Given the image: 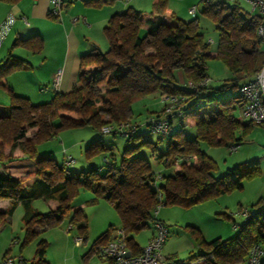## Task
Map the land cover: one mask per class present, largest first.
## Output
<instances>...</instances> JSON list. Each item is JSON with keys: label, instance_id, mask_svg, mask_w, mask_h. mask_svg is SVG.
Segmentation results:
<instances>
[{"label": "trees", "instance_id": "1", "mask_svg": "<svg viewBox=\"0 0 264 264\" xmlns=\"http://www.w3.org/2000/svg\"><path fill=\"white\" fill-rule=\"evenodd\" d=\"M74 1L70 0V4ZM82 2L101 8L113 4L114 0ZM167 9L166 0H156L150 12L129 7L113 15L104 27L109 49L102 52L95 48L92 53L83 55L72 91L56 92L49 102L33 104L29 98L16 94L12 87L0 82L10 95L7 114L0 118V200L12 201L8 210L0 211V231L21 203L25 211L21 248L38 234L35 226L43 229L55 226L71 218V213L74 214L71 224L86 235V215L72 202L80 188L91 190L97 198H106L119 212L121 227L130 234L146 229L150 221H157L154 209L160 203L159 193L162 204L192 207L243 190L245 178L260 174L255 162L240 164L224 176L215 177L217 163L201 149L202 143L209 147L239 145L255 126H264L244 121L239 116L245 105L239 87L252 80L264 63V49L256 35L257 17L249 13L242 15L240 7L228 3L204 5L203 14L216 22L220 32L216 58L233 75L220 88H213L210 83L200 85L209 77L207 60L211 58V44L201 33L197 17L185 21L174 14L167 16ZM42 44L43 40L34 35L18 39L14 46L41 51ZM26 63L17 59L13 64H1L0 80L26 68ZM177 69L183 71L187 88L177 83ZM188 82L196 87L190 88ZM227 90L231 95L222 98L221 94ZM151 95L176 97L181 102L170 115L166 112L167 105L152 113L144 126L158 135L157 141L126 146L119 161L111 143H105L102 137L91 142L85 151L87 156L109 155L103 160L108 169L106 174L91 168L72 175L68 169L75 161L66 164L72 158L65 156L61 165L51 155L38 152L41 145L70 128L91 127L103 136L106 135L103 128L111 127L108 134L114 137L138 140L142 137L141 125L132 121V105ZM174 117L183 125L185 118L193 119L196 137L188 139L183 127L174 130ZM150 119H167L171 135L153 132ZM127 124L132 132L124 136L123 130L127 129L123 126ZM30 133L36 134L35 139H27ZM143 145L148 146L154 156L166 159V166L174 167V174L155 173L149 161L138 153ZM5 149H10L9 156L4 155ZM160 178L164 182L154 189ZM38 199L48 204L49 212L43 214L33 207V201ZM112 228L97 240L95 248L110 239L116 229ZM192 233L199 253L188 261L203 257L205 264H234L247 259L254 244H264V207L250 212L237 234L226 240L218 238L207 242L195 227ZM130 243L135 253L141 251L131 237ZM46 247L45 241L38 243L37 264H46ZM8 255L7 252L3 260ZM24 262L27 264L25 259Z\"/></svg>", "mask_w": 264, "mask_h": 264}, {"label": "rangeland", "instance_id": "2", "mask_svg": "<svg viewBox=\"0 0 264 264\" xmlns=\"http://www.w3.org/2000/svg\"><path fill=\"white\" fill-rule=\"evenodd\" d=\"M196 5L198 8L197 21L200 31L207 42L209 40L213 41L210 46V52L215 53L218 50L220 39L217 24L211 17L203 14L204 4L196 0ZM240 8L242 15L250 11V7L246 3H241ZM151 10V7L142 9L145 12H150ZM106 41L107 45L102 44L99 47L102 52H106L109 49V42L108 40ZM207 68L211 78L210 87L220 88L227 79L233 78L227 66L218 58L208 59ZM177 73L178 70L175 71L177 83L181 88H187V81L181 80V77H178ZM102 89L99 88V90ZM231 93L230 90H227L221 94V97L226 98ZM0 95L5 96L7 92L3 89L0 91ZM35 95L38 96L37 91L33 95V98L34 102L39 104L49 102L54 96L45 99ZM8 97L10 98V95ZM143 99L133 104L134 112L137 113V116L135 115L132 121L141 125L140 133L142 134V137L136 141H128L123 136L114 137L111 134L101 136L98 131L91 127H82L65 129L58 136L45 142L40 147L45 146L46 152L50 153L61 165L64 163L65 156L72 158L75 163L68 169L72 175L91 168H97L104 175L108 169L104 167L103 160L104 157L109 156L108 153H100L93 156H87L85 153L88 145L94 140L102 137L105 143H111L114 147L113 153L116 155L118 161L126 146L137 145L144 141H157L158 135L150 133L147 127L144 126L149 111L154 112L156 107L153 103L150 104ZM42 100L44 101L42 102ZM0 106L8 108L10 102L8 105ZM239 116L241 117V113H239ZM241 119L244 120L242 117ZM181 127L184 128L185 136L188 139L196 137V127L194 125L190 123L183 125L180 122L177 124L174 121V130H178ZM254 128L255 130L250 135L243 137L239 144L240 147L236 152H231L230 147H209L204 143L201 144V149L217 163L218 168L213 173L215 177L224 176L229 169L240 164L255 162H257L260 168V174L256 177L245 178L244 190L233 191L192 207L179 204H163L157 220H160L169 232L163 245L162 252L164 256L176 258L175 260H188L194 254L197 255L199 253L196 238L192 233L194 227L199 229L201 235L208 241H213L219 237L226 240L237 234L238 231H235L233 228L235 223L239 225L244 223L245 217L242 213L245 210L256 212L261 209V206L264 207V128L261 130L257 126ZM35 136V133H30L27 135V139H35ZM138 153L149 161L155 173L161 172L164 176L174 174V167L166 166V159L162 160L154 156L148 146L143 145L140 147ZM4 155L9 156L10 149H5ZM163 182L164 179L160 178L157 181V185L153 188L157 189ZM95 199L97 201L93 203L92 201ZM72 202L73 205L82 208L86 215L88 226L86 235L81 234L78 226L71 224L74 215L71 213V218H66L55 226L45 229L39 227L38 230H35L38 234L31 243L21 248L24 236L21 231L22 221L17 218L16 214L13 228L9 226L8 232L14 233V237L19 236V241L16 244L14 243V237H10L7 231L4 234L0 232V237H2L0 240V264H2L1 260L7 252L8 256L15 260L14 264H19V258H24L27 264H37L38 260L35 261V257L37 245L40 241L46 242V264H103L102 260L94 252L95 244L111 226L113 228H120L122 226L120 214L106 198H97L91 190L86 188H80ZM33 207L43 214L50 210L44 200L35 201ZM155 222L150 221L148 227L141 232H130V237L134 239L136 244L144 247L147 244V238L155 227ZM262 246L264 248V244Z\"/></svg>", "mask_w": 264, "mask_h": 264}, {"label": "crops", "instance_id": "3", "mask_svg": "<svg viewBox=\"0 0 264 264\" xmlns=\"http://www.w3.org/2000/svg\"><path fill=\"white\" fill-rule=\"evenodd\" d=\"M155 1L156 0H129L125 2L122 0H114L113 4L105 5L101 8H94L87 6L82 0H76L63 11L62 17L57 19L50 16L51 0H0V24L10 14L14 15L17 19L4 40L2 47H0V65L3 64L4 61H8V64H13L17 59L25 60L28 65L26 68L11 73L6 78L0 80V82L12 87L16 94L29 98L33 104H39L34 102L33 95L36 91L38 96L45 99L55 95L56 92L52 90L50 86L57 73H61L60 89L58 92L63 94L71 92L78 80L81 57L85 54L92 53L95 48L101 50L99 47L102 44L107 45L104 27L107 25L109 19L117 13L126 11L129 7H133L139 11L146 9V7H151V9H153ZM166 1L168 4V9L166 11L167 16L174 14L185 21L193 19L190 14V9L196 5V0ZM23 17L28 19L29 25L24 22ZM34 35H38L43 40L41 51H33L32 49L20 45L14 46L18 39H27ZM209 54L211 58H216L218 50L215 53L210 52ZM177 75L181 77V80H186L183 71L178 70ZM45 86L49 88L44 89ZM3 89L7 92V95H0V105L4 106L9 104L10 98L8 97L9 94L6 88L0 86V91ZM143 100H146L150 104L153 103L156 107L154 112L149 111L148 117L154 115L152 113L160 111L164 105H167V107L171 105L164 96L151 95L144 97ZM43 101L44 100H42V102ZM133 107L134 105H132V111L130 113L132 119L135 115L137 116ZM143 110L145 111V109ZM7 111L8 108L0 106V118L6 116ZM172 119L173 121H180L177 117ZM180 123L183 124V122ZM184 123L195 125L194 120L189 117L185 118ZM257 127L259 130L264 128V126ZM254 130L255 128H253V131ZM44 147L45 146L39 147L38 152L48 154ZM35 201L37 200H34L32 204H34ZM11 205V200H0V211L4 212L8 210ZM24 212L23 205L19 203L14 214L8 218L7 224L1 229V234H4L5 231L8 232L9 226L13 228L16 214L17 218L22 221L21 231L22 234H24ZM248 213L250 214L249 211ZM38 229L39 226H35L34 230ZM234 230L238 231L239 228ZM155 232L156 226L151 235L147 238L146 243ZM8 235L10 237L15 236V234L10 231ZM1 238L2 237H0V240ZM219 238L222 239L221 237ZM204 239L206 240L205 237ZM17 241H19V236L14 237V243L17 244ZM206 241L211 242L208 240ZM138 247L140 249L142 248L140 245H138ZM169 258L173 260L176 259L172 257ZM102 263L106 264L103 260ZM193 263L205 264V259L199 257L193 261ZM234 264H247V259L237 260Z\"/></svg>", "mask_w": 264, "mask_h": 264}, {"label": "built area", "instance_id": "4", "mask_svg": "<svg viewBox=\"0 0 264 264\" xmlns=\"http://www.w3.org/2000/svg\"><path fill=\"white\" fill-rule=\"evenodd\" d=\"M129 1V0H122ZM202 4H216V3H228L230 5L240 7L241 3H246L250 7L248 12L250 15L256 16L258 20V25L256 27V35L258 40L264 49V0H199ZM70 5V0H51V10L50 16L54 18H61L63 11H65ZM198 8L193 6L190 9V14L193 18L197 17ZM16 17L12 14L8 15L6 19L0 24V47L9 32L16 23ZM24 22L29 25V21L26 17H23ZM209 44H212L213 41L209 40ZM60 77L61 73H57L55 79L53 80L50 88L55 92H58L60 89ZM211 82L210 76L200 85L207 86ZM190 88H195L196 86L192 82H188ZM49 87L45 86L44 89ZM239 93L245 100L244 108L241 111V117L245 121H251L257 125H264V63L255 75V77L242 84L239 87ZM171 105L167 107L166 112L173 113L175 108H178L181 100L176 97L164 96ZM151 124V129L153 132L169 136L172 133V128L169 125L167 119H150L148 121ZM127 130H123V135H129L132 130H130L129 125H124ZM112 131L111 127L103 128V132L108 134ZM239 149V145H234L230 147L231 152H236ZM105 162H108L105 159ZM74 160L68 159L66 164H72ZM160 203L154 209L155 217H158L159 211L162 207V195L158 194ZM241 213V211H240ZM242 215L245 219L249 216L247 210H245ZM156 232L148 240L147 244L141 248L139 253H135L131 243H130V234L124 227L116 228L106 243L99 244L95 248L96 255L103 260L106 264H194L191 261L184 260H173L169 257L164 256L162 250L163 245L169 235L167 227L160 221L155 222ZM240 226L236 224L233 226L234 229H238ZM19 264H25L24 258H19ZM15 260L11 257H7L3 260L2 264H14ZM247 264H264V248L261 244L257 243L252 246L247 257Z\"/></svg>", "mask_w": 264, "mask_h": 264}, {"label": "water", "instance_id": "5", "mask_svg": "<svg viewBox=\"0 0 264 264\" xmlns=\"http://www.w3.org/2000/svg\"><path fill=\"white\" fill-rule=\"evenodd\" d=\"M8 61H4L3 66L7 64Z\"/></svg>", "mask_w": 264, "mask_h": 264}]
</instances>
